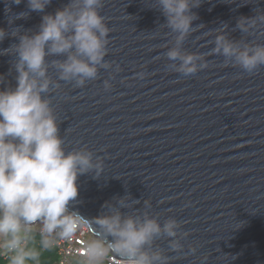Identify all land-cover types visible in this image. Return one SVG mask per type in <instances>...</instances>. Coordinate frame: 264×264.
I'll return each mask as SVG.
<instances>
[{
  "label": "water",
  "instance_id": "1",
  "mask_svg": "<svg viewBox=\"0 0 264 264\" xmlns=\"http://www.w3.org/2000/svg\"><path fill=\"white\" fill-rule=\"evenodd\" d=\"M94 8L106 30L98 61L73 47L49 51L44 76L24 66L37 88L47 82L40 95L65 153L90 157L67 212L109 247L116 237L100 218L154 221L159 231L137 253L149 264H264V63L249 70L239 60L264 48V0H189L186 32L162 0ZM61 9L78 15L84 0H50L42 11L0 0V91L17 87L21 40ZM69 56L95 75L65 78Z\"/></svg>",
  "mask_w": 264,
  "mask_h": 264
},
{
  "label": "clouds",
  "instance_id": "2",
  "mask_svg": "<svg viewBox=\"0 0 264 264\" xmlns=\"http://www.w3.org/2000/svg\"><path fill=\"white\" fill-rule=\"evenodd\" d=\"M50 0H28L34 11H42ZM98 0H84V9L74 15L68 9L58 10L54 15L42 18L40 30L33 36L21 40L19 46L20 75L17 87L0 91V234H12L13 239L6 248H16L20 239L16 235L21 221L33 224L42 221V232L53 233L62 229L63 237H70L76 230V221L67 214L70 201L78 196L77 178L90 167V157L82 153H65L62 139L58 135V125L51 114L49 104L40 92L47 82L37 88V82L30 80V72L44 76L45 57L48 52L63 53L73 47L79 54L96 62L101 56L102 44L97 35L105 34L102 17L95 10ZM170 14V23L179 31L186 32L192 17L186 15L189 0H162ZM20 3V0H16ZM21 15H25L21 13ZM71 30L70 36L66 35ZM5 35L0 29V39ZM225 55L232 53L224 46ZM177 52H169L173 59ZM242 65L251 70L258 63H264V48L254 54L239 56ZM184 71L190 58L185 59ZM26 65L29 71L24 70ZM65 78L69 76L92 77L95 67L76 56H69L61 65ZM99 222L116 237L110 247L121 256L127 257L129 264H149L143 254L137 255L142 245L156 232L159 226L152 220L141 225L133 218L121 222L119 217L100 218ZM172 227L171 224L168 225ZM44 247L50 241L42 240ZM88 254L93 257L104 255L99 245H89ZM36 259L33 251H19L11 258V264H27Z\"/></svg>",
  "mask_w": 264,
  "mask_h": 264
},
{
  "label": "built area",
  "instance_id": "3",
  "mask_svg": "<svg viewBox=\"0 0 264 264\" xmlns=\"http://www.w3.org/2000/svg\"><path fill=\"white\" fill-rule=\"evenodd\" d=\"M76 221V230L70 237L61 235L62 229L57 228L53 233L46 234L42 232V221L37 222L33 226L21 227L18 234L20 244L16 248H6L5 244L13 239V236H3L0 238V256L4 260H11L19 251H26L29 236L35 231L43 239L50 241V246L44 247L53 248L56 253V259L50 264H129L127 258L119 256L111 247L102 242L100 238L95 236L88 224L82 219H79L69 212ZM99 245L104 249V255L93 257L88 254L89 245Z\"/></svg>",
  "mask_w": 264,
  "mask_h": 264
},
{
  "label": "trees",
  "instance_id": "4",
  "mask_svg": "<svg viewBox=\"0 0 264 264\" xmlns=\"http://www.w3.org/2000/svg\"><path fill=\"white\" fill-rule=\"evenodd\" d=\"M18 234V233H17ZM12 236V234L4 235ZM33 251L36 253V259L29 260L27 264H50L56 259V253L53 248L44 249L38 233L33 231L29 236V242L26 252ZM0 264H11V260H4L0 256Z\"/></svg>",
  "mask_w": 264,
  "mask_h": 264
},
{
  "label": "crops",
  "instance_id": "5",
  "mask_svg": "<svg viewBox=\"0 0 264 264\" xmlns=\"http://www.w3.org/2000/svg\"><path fill=\"white\" fill-rule=\"evenodd\" d=\"M4 235L3 234H0V238L3 237Z\"/></svg>",
  "mask_w": 264,
  "mask_h": 264
}]
</instances>
